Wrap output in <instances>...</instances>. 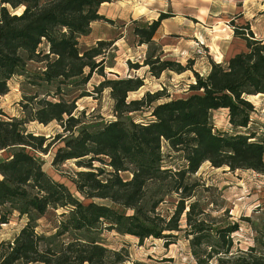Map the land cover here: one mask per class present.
Wrapping results in <instances>:
<instances>
[{
	"label": "trees",
	"instance_id": "trees-1",
	"mask_svg": "<svg viewBox=\"0 0 264 264\" xmlns=\"http://www.w3.org/2000/svg\"><path fill=\"white\" fill-rule=\"evenodd\" d=\"M106 1L0 0V97L9 93L14 76L25 73L28 61L45 62L32 84L59 86L55 102L39 93L24 96V118L0 112V150L10 152L0 161V222L8 223L14 214L26 218L12 240L0 242V264L131 261L127 247L111 248L100 239L105 231L135 236L140 244L147 238L165 239V246L182 234L188 239L194 264H264V230H256L253 243L240 247L233 237L240 230L239 222L212 219L197 199L201 185L193 179L207 162L213 168L264 175V139L249 131L218 130L213 118L214 111L226 109L235 130L249 127L255 111L249 96L264 94V41L255 38L248 24L234 26V35L246 41V50L230 57L226 65L210 61L206 75L193 69L192 60L183 65L163 59L162 49L148 53L143 65L154 76L191 70L194 93L160 102L163 92H146L140 99L128 100L130 92L144 85L142 78H105L96 90L110 89L116 119L96 125L83 120L85 113H77L75 101L63 99L59 84L72 80L86 84L94 73L106 76L105 54L114 41L82 45L92 23H114L100 12ZM168 17L160 13L156 20L134 27L139 44L155 49L156 32ZM148 110L151 118L146 122L130 115ZM54 120L63 129L55 137L26 128L30 122L46 125ZM55 142L64 145L57 149L52 164L75 160L81 170L70 180L88 203L50 176L35 155L48 152ZM165 149L168 155L179 156L181 164L166 161ZM126 173L129 177L123 176ZM173 195V210L162 214L160 205ZM60 209L51 228L39 230L40 220L50 210ZM160 261L171 263L172 258Z\"/></svg>",
	"mask_w": 264,
	"mask_h": 264
},
{
	"label": "rangeland",
	"instance_id": "rangeland-1",
	"mask_svg": "<svg viewBox=\"0 0 264 264\" xmlns=\"http://www.w3.org/2000/svg\"><path fill=\"white\" fill-rule=\"evenodd\" d=\"M202 3L200 11H197L195 0H154L152 11L149 16L137 17L139 4H144L143 0H107L100 12L114 23L100 20L93 24V35L102 36L103 40H113V44L105 54V74L101 76L94 73L86 84H79L77 80L69 83L59 84L61 95L67 101H75L77 113L84 111L83 120L96 125L104 124L116 119L114 113V101L110 94V89L105 88L97 91L96 87L105 78L117 79L125 77H140L144 85L128 95V100L140 99L146 92H163L160 102L176 98H185L194 92L190 86L195 83V76L191 70L183 73L174 71H164L160 76H154L149 71V66H144V60L148 53H157L163 45L158 38L155 40V49H149L147 44H139V37L134 34V27L144 26L156 20L160 13L169 14L161 25H166L167 38L176 45L178 49L168 53L163 51V59H172L186 65L189 60L193 61V69L202 75H206L210 70V61L227 64L233 55L246 50V41L234 35V26L249 25L255 38L264 41V0H248L244 3V12L233 15L228 11L227 0H220L219 5H210L211 0H199ZM144 2V3H143ZM209 4V5H208ZM210 9V17L198 23L194 17L203 18L205 7ZM225 9L221 14L216 13ZM191 11L192 15L185 16L183 13ZM197 12H196V11ZM17 9L16 12H20ZM193 11V12H192ZM215 14H214V13ZM122 18H117L116 15ZM197 14V15H196ZM110 15V16H109ZM137 17V18H133ZM166 32V33H168ZM183 34H177L182 33ZM120 33L123 37L119 38ZM248 33V31H247ZM94 36H90L82 41V45H91ZM119 40V41H118ZM117 42V43H116ZM141 51H145L142 54ZM131 64L141 65L139 68L131 67ZM45 62L28 61L26 71L22 75L14 76L10 81V92L0 97V112L7 113L11 117L24 118L21 111V101L26 95L39 93L40 97H47L51 101H57L58 96H54L58 85L32 84L31 81L36 75L42 73ZM87 73V71H86ZM47 93L51 95L48 96ZM60 95V94H59ZM249 100L255 106V111L251 115V122L247 129L235 130L229 123L224 110L213 112L215 127L218 130L234 133L236 131L252 132L258 139H264V94L249 96ZM21 107V108H20ZM135 121L146 122L150 120V110L144 112L131 113ZM0 117L2 115L0 114ZM28 131L46 137H55L63 131L57 121L42 124L37 121L27 123ZM63 142H55L46 153H36L35 155L43 162V168L55 180L68 186L71 192L77 195L84 203H88L76 191L74 183L70 180L76 171L81 170L75 160L70 159L58 166L52 164L57 149L63 146ZM165 149L166 161H171L175 166L181 164L182 160L175 154L168 155ZM8 150L0 151V161L9 156ZM129 177V174H123ZM200 183L197 191V199L202 207L211 215L212 219L224 224L237 221L240 230L233 234L234 241H240L239 245L246 248L252 244L254 238L258 236L256 230H264V175L253 170L230 171L228 168H213L208 162L204 163L200 170L193 176ZM97 203L110 202L106 200L94 199ZM176 196L166 197L164 203L159 207L162 214L170 213L173 210ZM61 209L50 210L48 217L40 220L39 230H49L55 214H60ZM242 217L250 218L245 221ZM26 218H20L17 214L11 216L8 223L0 222V242L2 240H12L25 224ZM184 223V215L182 219ZM109 247L119 249L127 247L131 261L124 264H134V261H141L146 264H162V258H172L171 263L165 264H194L189 249L188 239L180 234L174 243L165 246V239L147 238L141 244L137 237L132 235H121L115 231H105L100 237Z\"/></svg>",
	"mask_w": 264,
	"mask_h": 264
},
{
	"label": "crops",
	"instance_id": "crops-1",
	"mask_svg": "<svg viewBox=\"0 0 264 264\" xmlns=\"http://www.w3.org/2000/svg\"><path fill=\"white\" fill-rule=\"evenodd\" d=\"M143 1H145V3L144 4H139V6H137L138 7V9H137V11H136V13L138 14L137 15V17H143V16H149V15H147V14H150L153 10H152V8H153V6H149V5H153L154 4V0H143ZM197 3L195 4V6L197 7L196 9H197V11H200V10H202L201 9V5H202V3L203 2H201V1H199V0H195ZM248 0H227V2H228V11L229 12H232V14L233 15H236V14H242V12H244V3H246ZM106 2H104L102 5H101V7H100V10H102V8H103V5L105 4ZM219 3H220V0H211L210 1V5H216V4H218L219 5ZM208 4V5H209ZM212 6H211V8H212ZM210 6L208 7H205V13L203 14V18H200V17H194L196 20H197V22L198 23H200V22H203V20L204 19H206V18H208V17H210L209 15H210V13L212 14V12H210ZM196 11V10H195ZM196 11V12H197ZM224 11H226L225 9H223V10H220V11H218L217 13H216V15L217 14H221V13H223ZM150 12V13H149ZM154 12V11H153ZM193 12V11H192ZM214 13V12H213ZM185 16H190V17H192V16H195V15H192V13H191V11L190 10H188L187 12H185V13H183ZM215 14V13H214ZM197 15V14H196ZM110 16V15H109ZM116 17L117 18H122V16L121 15H116ZM137 17H133V18H137ZM96 22H98V21H95L94 23H92V31H91V33H90V35L89 36H87V37H85L83 40H86L87 38H89L90 36H94L93 35V24H95ZM166 32H168V30L166 29V25H165V28H164V24L163 25H161L160 26V28L158 29V31L156 32V35H155V37L154 38H158V40H160V42H162V45H163V51L165 52V53H168V52H170V51H172V50H176V48L178 49V47L176 46V45H173V43H171V41L167 38V34H170V33H172V32H168V33H166ZM184 32H182V33H177V34H183ZM185 34V33H184ZM121 37H123V35H122V33H120V35H119V38L118 39H121ZM101 39H103V37L102 36H94V39H93V41H92V44L93 43H95L97 40H101ZM119 41V40H118ZM117 43V42H116ZM142 52V54H145V51H141ZM10 92V91H9ZM9 94V93H8ZM7 95V94H6ZM21 108V107H20ZM222 110H224V112H226V115H227V113H228V111L226 110V109H222ZM21 111H22V109H21ZM5 114H7V113H5ZM8 115V114H7ZM0 151H3V150H0ZM195 263V262H194Z\"/></svg>",
	"mask_w": 264,
	"mask_h": 264
},
{
	"label": "bare ground",
	"instance_id": "bare-ground-1",
	"mask_svg": "<svg viewBox=\"0 0 264 264\" xmlns=\"http://www.w3.org/2000/svg\"><path fill=\"white\" fill-rule=\"evenodd\" d=\"M259 95V94H258ZM255 96H257V95H255Z\"/></svg>",
	"mask_w": 264,
	"mask_h": 264
}]
</instances>
